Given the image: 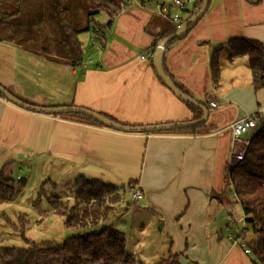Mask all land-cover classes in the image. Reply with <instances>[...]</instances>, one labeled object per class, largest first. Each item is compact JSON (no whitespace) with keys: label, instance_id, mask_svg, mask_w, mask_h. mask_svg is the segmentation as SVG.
Wrapping results in <instances>:
<instances>
[{"label":"crops","instance_id":"1","mask_svg":"<svg viewBox=\"0 0 264 264\" xmlns=\"http://www.w3.org/2000/svg\"><path fill=\"white\" fill-rule=\"evenodd\" d=\"M154 2L170 5V15L176 14L172 0H131L108 28H100L102 42L90 44L95 52L86 61L83 57L79 67L0 42V51L12 52L28 69L9 77L0 73V84L27 103L80 106L129 125L191 120L193 113L157 77L149 57L164 21L174 25L156 12ZM192 10L193 5L177 15L184 21ZM234 37L264 44V0H209L203 16L163 54L164 71L173 82L199 103H218L208 107L205 128L211 127L210 132L126 133L75 116L29 111L0 97V170L9 164L6 172L17 176L22 168L32 170L31 164L49 166L47 183L52 186L54 177L61 176L70 184L78 175L112 183L134 180L143 197L133 203L126 195L145 221L141 227L159 223L171 236L165 252L171 244L181 264H251L220 225L217 231L209 226L220 210L235 211L225 193L230 124L264 107V87L253 88L245 55L229 60L222 49L219 80L213 84L211 57ZM249 131L241 136L246 142L255 129ZM118 209L121 220L128 208Z\"/></svg>","mask_w":264,"mask_h":264},{"label":"trees","instance_id":"2","mask_svg":"<svg viewBox=\"0 0 264 264\" xmlns=\"http://www.w3.org/2000/svg\"><path fill=\"white\" fill-rule=\"evenodd\" d=\"M130 1L0 0V42L13 44L29 53L43 56L53 63L79 67L82 64L83 48L78 34L92 29L94 39L101 43L103 34L100 30L95 31L94 27L108 28L113 19L130 5ZM202 3L203 0L195 1L192 15L199 11ZM101 12L108 18L102 24L95 22V17ZM164 22L165 29L157 35L152 49H155L158 40L175 31L171 22L167 20ZM193 25L187 26L190 28ZM175 39L177 38H171L168 44ZM222 49L226 51L229 60L238 55L247 56L253 88L264 87L262 42L234 37L219 45L209 63L213 84H217L219 80L218 56ZM174 83L188 94L176 82ZM0 97L3 98L1 94ZM183 103L193 113L191 120L202 116V111L198 107L191 103ZM202 104L208 111L210 106ZM98 113L116 121L104 113ZM59 115L75 116L102 126L84 115L74 113ZM205 122L193 127L154 133L210 132L212 128H205ZM7 166L0 170V204L12 202L19 195L24 180L9 175L6 172ZM225 177L226 185L232 191L248 223V230L243 237L250 251L246 255H249L251 264H264V123H260L249 138L243 158L233 160L231 166H227ZM133 188H136L134 180L112 183L78 175L72 183L71 198L60 201L56 196H51L49 202L52 205V212L64 217V225L67 228L78 230L86 226H97L118 212L124 195ZM0 220L7 226L13 225L3 212H0ZM248 233L251 236H248ZM23 239L26 245L21 247L0 244V264H144L138 255L125 250L124 232L112 224L68 236L61 242L54 240L33 242L28 238ZM166 255L157 264H181L179 256L172 252L171 244Z\"/></svg>","mask_w":264,"mask_h":264},{"label":"rangeland","instance_id":"3","mask_svg":"<svg viewBox=\"0 0 264 264\" xmlns=\"http://www.w3.org/2000/svg\"><path fill=\"white\" fill-rule=\"evenodd\" d=\"M190 6L191 5H188L187 8ZM171 9L172 13H183V11H179L174 7ZM107 20L108 18L103 12L99 13L95 17V22H99L101 24L105 23ZM78 39L81 42V47L83 48V61H86L91 56V53L95 52V46L90 45L91 39L95 41L96 45H99V42L94 39L92 29L80 32L78 34ZM3 43L7 44L6 42ZM2 46L5 50L9 47L8 45ZM19 49L22 50L21 48ZM224 53V51H221L220 58L224 55ZM12 57V52L0 51L1 74L9 77V74L12 71L18 75L19 73H23L25 70H28L24 69L21 62L14 59V57L12 63ZM37 71L38 70H35L34 73ZM253 130L254 128H252L249 132H252ZM9 167L10 165L6 167V170H8ZM31 169L32 170H27L26 168H22V173L16 169L19 174L17 176H13V174L11 175L14 178L23 176L24 180L21 183L19 195L10 203L0 204V212L5 213L11 220V223H13V225L7 226L4 224V221L0 220V244L19 247L25 246L26 243L23 238H28L33 242L42 240H54L56 242H61L68 236L88 232L94 229H99L103 225L112 224L115 228L124 232L126 239L125 250L127 252L137 253L142 260L148 262L149 264H156L154 262H157L160 258L167 256L165 255L167 254L165 251L171 236L168 235L164 229L160 230L159 223L156 226L151 223L146 225L145 223L146 226L142 228V223L145 221H143L144 219L142 216L138 215L139 210H136V212L132 210L133 204H131L128 200L126 194L124 195L123 202L119 205V207H127L128 212L126 215L122 216L121 220H119V216L122 214H118L116 212L114 215L107 217L94 227L86 226L78 230H71L67 228L64 225V217L52 212V205L49 201L51 196H56L60 201H64L69 198L72 184L65 180L63 176L57 177V179L54 177L56 185L52 186L47 183V179L49 178L48 176H50L49 166L42 167L41 165L35 163L31 164ZM41 187L42 190H40ZM225 188L226 197L233 202L230 205V209L235 210L232 211V214L236 219H238L242 216L239 205L235 204V197L233 196L230 188H228V185H226ZM21 214L25 216H20ZM238 225L239 224L234 222L230 223L228 225L230 230H228V227H225V221L223 219L220 221V228L223 234H228V231L235 232ZM247 235L251 236L250 233ZM179 252L184 255L182 250ZM161 253L162 255H160Z\"/></svg>","mask_w":264,"mask_h":264},{"label":"water","instance_id":"4","mask_svg":"<svg viewBox=\"0 0 264 264\" xmlns=\"http://www.w3.org/2000/svg\"><path fill=\"white\" fill-rule=\"evenodd\" d=\"M250 4L257 3L259 0H246ZM209 0H203L202 6L199 11L192 15L187 20L183 21L182 24L175 29L173 33L170 35L160 39L157 41L153 55V67L157 77L164 83V85L181 101L191 103L195 107H198L202 111V116L199 119L189 120V121H176V122H168V123H156V124H145V125H129L120 122L113 121L104 115L99 114L96 111L80 107V106H40L34 105L31 103H27L16 96H14L11 92L6 90L0 84V94L12 104L37 113H44V114H51V115H59V114H67V113H74L84 115L104 127L126 132V133H154V132H161V131H168L172 129H181L186 127H193L199 125L206 121L208 111L206 107L202 104L193 99L190 95L186 94L182 90H180L172 79L165 73L163 68V54L168 44V41L171 38H180L185 35L186 31L189 29L188 24H195L196 21L204 14L207 9ZM226 211L224 209L220 210L214 217L213 221L209 224L210 227H214V230H218L220 225V220L225 219Z\"/></svg>","mask_w":264,"mask_h":264},{"label":"built area","instance_id":"5","mask_svg":"<svg viewBox=\"0 0 264 264\" xmlns=\"http://www.w3.org/2000/svg\"><path fill=\"white\" fill-rule=\"evenodd\" d=\"M196 0H172L171 4L179 11L188 10V5H194ZM156 12L166 18H169L173 23L175 29L178 28L183 20L177 15H170V5L166 3L154 2L151 4ZM185 21V20H184ZM95 31H99V27H94ZM91 45L95 44V41L91 39ZM154 52V48L149 52V57L152 58ZM141 59H144V55H140ZM210 106H217V102L212 100L210 101ZM260 123H264V107H259L255 111L248 113L242 117H239L231 122L230 130H231V143H230V152H229V160L227 166L230 167L233 160H241L244 156L245 148L247 146V142L241 138V136L249 131L250 129H256ZM129 199L133 203H137L142 197V192L136 187L129 191ZM242 213V216L236 219L231 211H226L225 220L228 224L236 223L239 224L236 227V231H228L227 238L231 240L234 244H237L244 254H249V248L244 242V235L248 230V223L246 221V216ZM230 230V227H228Z\"/></svg>","mask_w":264,"mask_h":264}]
</instances>
